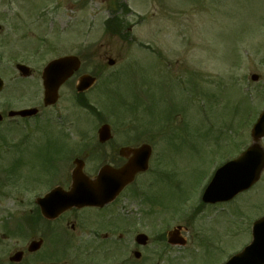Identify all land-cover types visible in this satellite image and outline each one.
<instances>
[{
	"label": "rangeland",
	"instance_id": "1",
	"mask_svg": "<svg viewBox=\"0 0 264 264\" xmlns=\"http://www.w3.org/2000/svg\"><path fill=\"white\" fill-rule=\"evenodd\" d=\"M125 1L132 11L124 16L127 27L133 26L130 43L105 31L104 22L111 17L110 0H0V77L5 82L0 93V113L7 118L11 110L42 108L38 75L43 66L58 54H79L82 73L100 74L98 88L89 100L103 111V119L115 133L122 134L125 128L143 122L154 124L157 129L152 133L161 132L158 128L167 125L172 133L175 151L166 162L177 164L180 175L172 177L166 172L167 178L155 186V194L167 211L145 219L138 215V204L124 199L134 213H130L131 217L145 219V225L138 228L153 239L147 256L153 258L154 264H227L250 242L252 223L264 215V174L256 187L235 201L205 207L196 214L201 192L213 174L212 167L204 159L187 157L183 146L191 142L199 143L201 148L200 129L217 135L227 123L237 130L235 113L238 125H252L264 109V0ZM40 39L47 40L50 47L38 54L34 49ZM109 59L116 64L109 66ZM16 62L30 66L35 76L22 81ZM254 74L260 76L258 82L251 80ZM144 85L157 91L153 101L145 100L152 115L132 118L119 103H142ZM109 91L114 94L109 95ZM102 101L108 102V107ZM137 109L140 110L139 103ZM16 122L19 124L6 120L0 125V136L4 137L1 143L9 145L0 147V164L9 169L11 164L21 165L16 173L20 186L8 188L7 195L0 197V226L4 220V225L16 223L22 209L27 210L33 198L43 192L37 186L31 190L38 184L31 180L45 173L42 157L48 146L46 140L59 143L67 135L65 139L69 140L65 142L82 150V141L97 139L102 124L76 107L73 84L64 87L59 103L36 121ZM249 128L240 144L253 142ZM144 137L151 139L150 134ZM214 139L211 135L206 141ZM199 165L202 173H197ZM0 176L3 178L5 173ZM147 176L149 180L155 178ZM152 190L149 196L154 194ZM143 210L149 213L151 206L144 204ZM176 226L185 227L181 234L188 247L177 251L181 248L166 242L164 250L156 245V232ZM159 253H163L164 262L157 260Z\"/></svg>",
	"mask_w": 264,
	"mask_h": 264
},
{
	"label": "flooded vegetation",
	"instance_id": "2",
	"mask_svg": "<svg viewBox=\"0 0 264 264\" xmlns=\"http://www.w3.org/2000/svg\"><path fill=\"white\" fill-rule=\"evenodd\" d=\"M80 76L79 72L75 73L70 83H75ZM234 127H229L231 135L236 130ZM148 134H151V139L144 140L142 135ZM226 136L219 134V139L201 144L200 151L206 153L205 160L209 164L217 159L223 166L240 154L239 141L234 138L235 135L231 138ZM161 141H168L167 133L139 134L125 128L122 134L113 133V139L105 143L100 139L82 141V150L73 149L67 144L70 150L66 154L53 156L52 172L39 177L37 186L46 189V193L54 188L70 192L74 161L77 158L84 161V174L95 180L102 166L109 165L117 169L128 163L133 155L125 149L151 144L154 151ZM153 166L147 173L139 174L137 179L152 174L159 181L162 176H166L160 162ZM196 169H199L197 173H202L200 166ZM169 172L178 175L176 166H170ZM134 184L108 206L73 207L54 219L43 215L35 199L27 210L22 209V218L18 223L4 225L3 221L0 226V264H154L153 258L147 256L150 244L140 245L136 240L143 230L131 229L125 223L120 225L118 220V206L123 199L128 201L131 195L137 194L144 198L148 193L147 180L141 181L138 187H133ZM135 253H140L138 258ZM143 257L145 259L142 260Z\"/></svg>",
	"mask_w": 264,
	"mask_h": 264
},
{
	"label": "water",
	"instance_id": "3",
	"mask_svg": "<svg viewBox=\"0 0 264 264\" xmlns=\"http://www.w3.org/2000/svg\"><path fill=\"white\" fill-rule=\"evenodd\" d=\"M114 61H110V65H113ZM80 66V62L77 58L68 57L58 61V65H53V72L48 77L45 76V103L46 105H51L56 103L58 99V90L60 86L77 70ZM18 69L26 75L28 69L24 66H19ZM253 80H258L257 76L252 77ZM96 79L90 76H84L78 85V91L83 92L90 88ZM3 83L0 80V89L2 88ZM11 113L10 115H14ZM22 116L31 114L29 111L19 113ZM0 116V120H1ZM110 135L109 126H104L100 130V136L102 139L108 138ZM253 139H255L254 145L248 149L247 152L238 160V164L242 163L244 166L245 175L242 177H223V172L220 170L218 175L213 180V184L205 193L204 200L209 202L215 201H225L233 198L238 192L244 191L247 188L251 187L256 181L260 178V175L264 169V149H262L258 141L264 137V113L260 118L259 122L254 126ZM136 157H141L138 161L134 160L128 164L126 168L117 172L118 180L115 182L114 186L108 189V191H100L95 189L94 191H89L88 193L76 192L73 194H68L69 197L63 199L67 205H76V204H86L87 202L91 203H107L110 198L107 196L117 195L118 192L123 188V186L128 184L137 172L145 171L147 169V163L150 157V150L146 147L134 151ZM143 156V157H142ZM144 158V159H142ZM234 165V164H233ZM108 169H103L101 175H106ZM82 175L76 172L74 178L79 179ZM100 182H97L96 186ZM113 197V196H112ZM64 204V203H63ZM61 204V206H63ZM254 243L252 246L248 247L243 253L236 256L229 264H264V218L259 220L254 228Z\"/></svg>",
	"mask_w": 264,
	"mask_h": 264
},
{
	"label": "trees",
	"instance_id": "4",
	"mask_svg": "<svg viewBox=\"0 0 264 264\" xmlns=\"http://www.w3.org/2000/svg\"><path fill=\"white\" fill-rule=\"evenodd\" d=\"M117 3H118L117 9H122L125 11V13L129 12V8L126 4L120 3V0H118ZM124 24L125 23L123 19L119 15H115L112 20H107L105 22V30L107 33L122 36L121 34L126 29Z\"/></svg>",
	"mask_w": 264,
	"mask_h": 264
}]
</instances>
